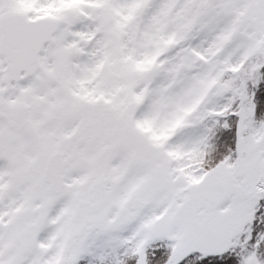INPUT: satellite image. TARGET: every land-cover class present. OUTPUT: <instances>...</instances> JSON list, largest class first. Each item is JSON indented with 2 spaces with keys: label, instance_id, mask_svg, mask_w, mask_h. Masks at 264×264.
Wrapping results in <instances>:
<instances>
[{
  "label": "snow or ice",
  "instance_id": "snow-or-ice-1",
  "mask_svg": "<svg viewBox=\"0 0 264 264\" xmlns=\"http://www.w3.org/2000/svg\"><path fill=\"white\" fill-rule=\"evenodd\" d=\"M0 264H264V0H0Z\"/></svg>",
  "mask_w": 264,
  "mask_h": 264
}]
</instances>
